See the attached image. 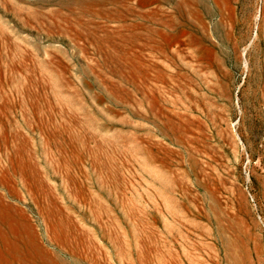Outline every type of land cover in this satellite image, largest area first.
Returning <instances> with one entry per match:
<instances>
[{"label": "rangeland", "instance_id": "1", "mask_svg": "<svg viewBox=\"0 0 264 264\" xmlns=\"http://www.w3.org/2000/svg\"><path fill=\"white\" fill-rule=\"evenodd\" d=\"M0 264H264V0H0Z\"/></svg>", "mask_w": 264, "mask_h": 264}]
</instances>
